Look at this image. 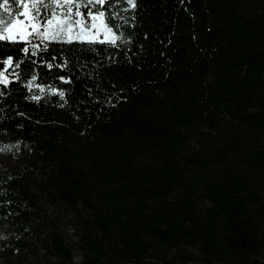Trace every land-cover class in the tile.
Instances as JSON below:
<instances>
[{
	"label": "trees",
	"instance_id": "trees-1",
	"mask_svg": "<svg viewBox=\"0 0 264 264\" xmlns=\"http://www.w3.org/2000/svg\"><path fill=\"white\" fill-rule=\"evenodd\" d=\"M98 10L115 44L0 41V71L20 63L0 83V148L22 151L0 161V222L17 232L0 259L264 264V0L81 9ZM44 204L85 211L77 247Z\"/></svg>",
	"mask_w": 264,
	"mask_h": 264
},
{
	"label": "snow or ice",
	"instance_id": "snow-or-ice-1",
	"mask_svg": "<svg viewBox=\"0 0 264 264\" xmlns=\"http://www.w3.org/2000/svg\"><path fill=\"white\" fill-rule=\"evenodd\" d=\"M111 0H86V3L80 0H51L46 3L45 0H11L12 5L19 4L13 12L9 7V0H3L0 8L3 13L0 14V41H26L34 34L39 35L43 40L67 39L71 42L73 39H80L85 35L94 34L100 28L105 33H111L112 29L108 27L104 11L82 12V8H89L93 5H105ZM128 3L135 7V0H128ZM50 9L47 17H41V9ZM23 9V11H21ZM7 16L8 19L3 17ZM23 16L21 20L19 17ZM110 20V17L107 18ZM41 29H43L41 31ZM115 44L116 40H112ZM25 53L28 48L22 49ZM13 57L8 56L3 61L5 70L0 71V83L7 84L8 79L6 71L10 67L20 68V63L13 64ZM34 99H38L34 97Z\"/></svg>",
	"mask_w": 264,
	"mask_h": 264
},
{
	"label": "rangeland",
	"instance_id": "rangeland-1",
	"mask_svg": "<svg viewBox=\"0 0 264 264\" xmlns=\"http://www.w3.org/2000/svg\"><path fill=\"white\" fill-rule=\"evenodd\" d=\"M26 2H31V0H27ZM46 3L51 2L45 0ZM3 4V3H1ZM9 7L12 8L13 12H15V8L19 7V4L12 5L9 3ZM50 12V9H48ZM23 11V9H21ZM3 13V8H0V14ZM46 9H41V17L47 14ZM4 19H8L7 16L3 17ZM21 20L24 19L23 16L19 17ZM108 25V24H107ZM109 28H111L108 25ZM112 29V28H111ZM43 30V29H41ZM66 39V38H65ZM84 40H104V41H111L118 40L119 36L114 32L112 29L111 33H105L103 28H100L98 31H95L94 34L85 35L84 37L80 38ZM22 151L20 150L19 146H9L5 148H0V161L5 164L9 168H17L18 159ZM43 212L47 213V223L48 225L58 229L62 232L67 241L70 242L71 245L77 247L76 241L78 239V231L80 228V219L83 218L86 213L82 208L78 209V212H75L71 209H68L64 205L58 204L57 206L44 204ZM43 223L36 222V226H42ZM17 237V232L13 225L10 223H1L0 222V247L2 244H11L12 240ZM42 251V256L35 257L29 256L28 261H24L25 264H46L48 262V258L44 255ZM75 260H80V254L77 248L74 249ZM0 264H8L4 260L0 259Z\"/></svg>",
	"mask_w": 264,
	"mask_h": 264
}]
</instances>
